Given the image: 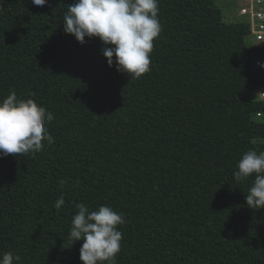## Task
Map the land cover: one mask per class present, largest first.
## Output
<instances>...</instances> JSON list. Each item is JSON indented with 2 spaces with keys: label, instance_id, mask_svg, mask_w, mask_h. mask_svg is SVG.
I'll use <instances>...</instances> for the list:
<instances>
[{
  "label": "trees",
  "instance_id": "16d2710c",
  "mask_svg": "<svg viewBox=\"0 0 264 264\" xmlns=\"http://www.w3.org/2000/svg\"><path fill=\"white\" fill-rule=\"evenodd\" d=\"M217 1L159 0L151 70L131 80L98 38L65 34L75 0H0V100L15 91L54 115L34 158L0 157V258L83 264L68 237L84 203L125 218L117 264H264V208L246 205L252 180L233 177L244 153L264 151V100L249 97L264 88V46L225 44L251 28L207 20Z\"/></svg>",
  "mask_w": 264,
  "mask_h": 264
},
{
  "label": "clouds",
  "instance_id": "9594fccd",
  "mask_svg": "<svg viewBox=\"0 0 264 264\" xmlns=\"http://www.w3.org/2000/svg\"><path fill=\"white\" fill-rule=\"evenodd\" d=\"M31 3L43 7L48 0ZM158 13L159 0H75L63 15V30L81 45L86 43V37L98 38L108 66L136 80L151 70L150 54L161 32ZM259 66L264 68V63ZM53 119V113L34 99L20 98L15 91L9 93L0 100V157L31 154L34 158L43 150L45 141H54L46 126ZM233 177L237 183L251 179L246 205L255 210L264 208V151L244 153ZM64 183L60 181L61 188ZM64 204L61 195L54 207L59 211ZM75 208L68 239L70 246L83 241L79 259L83 264H117L122 241L118 226L125 223L123 215L107 205L91 210L77 203ZM19 260L9 251L2 254L0 264Z\"/></svg>",
  "mask_w": 264,
  "mask_h": 264
},
{
  "label": "built area",
  "instance_id": "2783aa9c",
  "mask_svg": "<svg viewBox=\"0 0 264 264\" xmlns=\"http://www.w3.org/2000/svg\"><path fill=\"white\" fill-rule=\"evenodd\" d=\"M238 15L244 17L250 24L251 36L255 39V46H264V0H236ZM257 65L264 63V56L256 61ZM259 98L264 100V88H260ZM258 116H264L259 111Z\"/></svg>",
  "mask_w": 264,
  "mask_h": 264
},
{
  "label": "rangeland",
  "instance_id": "374dc122",
  "mask_svg": "<svg viewBox=\"0 0 264 264\" xmlns=\"http://www.w3.org/2000/svg\"><path fill=\"white\" fill-rule=\"evenodd\" d=\"M218 4V5H217ZM217 7L210 9L209 13L207 14V20L213 22V21H217L220 15V13L222 14V19L225 22H229L231 23L232 21L236 22L239 18L238 16V12L236 14L235 12V6L234 7H228L227 5H225V3L221 2L220 0L217 1ZM220 7V8H219ZM211 13V14H210ZM211 15V16H210ZM217 15V16H216ZM230 42H226L225 44H231V45H244L245 41L247 42V44L253 45L255 44V39L252 36H248V35H234V36H230ZM261 89H257L255 91H252L251 94L249 95L250 98H253L255 95H258L260 93ZM4 176V172L2 170H0V178H2Z\"/></svg>",
  "mask_w": 264,
  "mask_h": 264
}]
</instances>
